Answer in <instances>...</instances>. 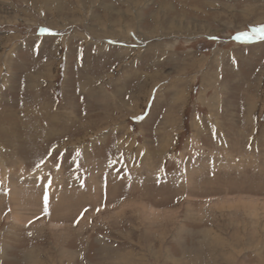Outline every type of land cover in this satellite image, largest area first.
<instances>
[{
	"label": "rangeland",
	"instance_id": "1",
	"mask_svg": "<svg viewBox=\"0 0 264 264\" xmlns=\"http://www.w3.org/2000/svg\"><path fill=\"white\" fill-rule=\"evenodd\" d=\"M260 28L264 0H0V264H264Z\"/></svg>",
	"mask_w": 264,
	"mask_h": 264
},
{
	"label": "snow or ice",
	"instance_id": "2",
	"mask_svg": "<svg viewBox=\"0 0 264 264\" xmlns=\"http://www.w3.org/2000/svg\"><path fill=\"white\" fill-rule=\"evenodd\" d=\"M47 31V30H46ZM257 32H264V28H260L257 30H253V32L251 33L252 36H255L257 34ZM241 36H249V33H242L240 35H237V37H235L236 39H240ZM261 39H264V36L260 37ZM45 203H47V196H45ZM47 210V209H45Z\"/></svg>",
	"mask_w": 264,
	"mask_h": 264
},
{
	"label": "bare ground",
	"instance_id": "3",
	"mask_svg": "<svg viewBox=\"0 0 264 264\" xmlns=\"http://www.w3.org/2000/svg\"><path fill=\"white\" fill-rule=\"evenodd\" d=\"M53 2H54V0H53ZM61 2H62V1H61ZM61 2H60V3H61ZM63 2H64V1H63ZM141 3H142V2H141ZM55 5L57 6V4H55ZM56 10H57V9H56ZM60 10H61V9H60ZM57 11H58V10H57ZM159 12H160V11H159ZM243 14L246 16V13H245V12H244ZM109 20H110V19H109ZM116 22H117V21H116ZM139 27H140V26H139ZM101 35H102V34H101ZM125 75H127V74H125ZM125 75H124V76H125ZM177 87H178V86H177ZM179 95H180V94H179ZM68 108H69V107H68ZM51 115H52V114H51ZM50 118H51V117H50ZM53 123H54V122H53ZM170 124H171V123H170ZM58 126H59V125H58ZM59 127H60V126H59ZM10 133H11V132H10ZM24 189H25V188H24ZM28 190H29V189H28ZM14 192H15V191H14ZM30 193H31V192H30ZM26 194H27V193H26ZM15 195H16V194H15ZM34 195H35V194H34ZM27 196H28V195H27ZM30 196H31V195H30ZM27 198H28V197H27ZM32 198H34V197H32ZM23 200H24V199H22V201H23ZM25 200H26V198H25ZM25 200H24V201H25ZM29 201H30V200H29ZM20 203H21V202H20ZM23 203H24V202H23ZM25 203H26V202H25ZM142 204H143V203H142ZM30 217H31V216H30ZM26 220H27V219H26ZM17 221H19V220H17ZM58 222H59V221H58ZM2 262H3V261H2Z\"/></svg>",
	"mask_w": 264,
	"mask_h": 264
}]
</instances>
